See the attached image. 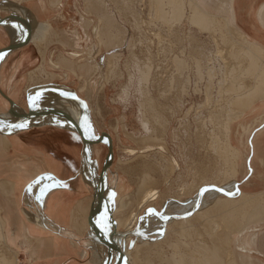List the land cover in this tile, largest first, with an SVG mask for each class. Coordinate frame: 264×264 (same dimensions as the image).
Wrapping results in <instances>:
<instances>
[{"label":"crops","instance_id":"crops-1","mask_svg":"<svg viewBox=\"0 0 264 264\" xmlns=\"http://www.w3.org/2000/svg\"><path fill=\"white\" fill-rule=\"evenodd\" d=\"M191 1L174 0V3L179 5V8L175 5L177 7L175 14L180 19V32H183L184 35L188 34L189 38L196 40L197 43L205 44L204 48L207 51L206 65L210 66L211 64L212 67L221 65L219 62H214L217 61L214 58V52L230 47L229 70L233 68V70L231 69L232 75H230H234L230 78V81L234 78L231 82L236 81V79L241 83H245L246 80L251 82L260 76L264 80V0ZM100 2V0H0V3L24 7L30 13L23 17L15 9L0 8V50L10 44L20 43L25 36V28L32 25L30 40L11 51L1 54L4 58L0 60V118L7 115L9 102L17 110L23 112H27L28 109L39 112L46 109L49 105L44 104L50 100V97L45 94L49 91L48 88L60 86L76 92L77 98L79 97L78 99L83 101L90 110L88 113L91 119L90 125L93 126L92 129L96 132L95 134L106 133L112 139L113 154L109 166V176L115 178V182L109 180L108 182L113 187L112 190L115 196L112 197L111 202L115 205L114 197L116 195H122V198L129 195L133 202H137L135 199L137 197V200L140 199L147 192V189H155L158 192L159 197L155 201L157 204L144 208L130 233L124 231L125 228L123 227L119 228V238L117 240L125 245L127 238H130L128 248L133 247L136 238L153 241L154 238L149 236L154 235L157 230L156 232L154 230L151 232L146 231L147 233L139 232V225L144 219L151 216L150 218L156 222L153 221V223L163 228L162 230L158 229L159 232H157L159 236H162L168 221L182 220L191 216L192 213L182 216V214H178L177 209L191 202L192 197L195 196L193 191L198 183L197 179H206V177L207 179L213 177L223 178L227 174L226 177L231 178L234 175V178L231 179H235L236 176L235 180L238 182L235 183V190L237 193L240 191L246 195H255L258 202L259 200L264 201V98L258 95L257 97L260 96V99L256 98L255 102L251 103L252 105H247L246 102L255 94V91H251L250 88L246 91L247 88H242L240 82H234L232 85L241 84L237 87L242 89V92L240 90L239 92L244 95H239L238 90L234 91L236 92L234 94L233 89L230 92L229 87L231 86L217 89L212 84V88L210 90L207 88L201 99L195 102L191 100L192 98L189 101H180L184 96L175 91L174 95L170 96V99L173 100H170V102L165 101L163 109L160 104L162 102L158 104L159 113L179 115L175 116L172 122H168L167 129L169 130L224 131L225 142L231 148L237 150L236 155L228 154L229 156L225 159L217 160L208 154L205 157H200L195 154L197 153L196 149L189 154V157H180L176 154L178 150L175 147L176 141L173 145V159L172 157H148V152L139 153L140 148H135L140 147L139 145L144 142L140 141L137 133L134 134L135 128H132L133 139L127 136L129 134V120L126 121L127 126L124 127L125 129L122 128V124H116L117 119L123 113L129 116V100L123 101L126 103L112 102L117 93H120L116 89V85H113L114 83L106 85V89H109V91L107 95H104L108 102L105 104L106 108L102 113V117L101 115L97 116L96 113L94 115L95 110L93 111L85 95L78 90L83 87L85 80L95 84L97 91H100L102 84L103 86L105 84L101 79L103 78V71H96L94 75L92 74L93 68L97 65L99 67L103 63L100 52L104 48L96 36L97 31L100 33L102 29L100 28L102 27L100 17H105L100 15V7L102 6ZM179 3H183L182 6ZM196 3L198 4L195 5ZM203 6L207 7L204 8ZM88 10L89 12H87ZM223 10H225V15L222 14ZM15 12L18 14H15ZM203 13L206 15V20ZM16 15H18V19ZM203 20L206 21L204 23L206 24L205 28H202L204 25ZM210 20L214 25L211 24ZM197 23L201 25V29ZM38 24L45 25V29L37 31ZM8 25L14 29V33L15 30L21 32L22 37L12 39ZM221 25L227 28L223 29ZM219 30L220 33L224 32L225 35L227 30L237 35L240 34L239 36L243 40L237 46L236 43L225 38V40H221L226 41L227 46L220 45L219 41L221 40L218 37L211 39L209 36L211 33H218ZM215 42L220 46L215 45ZM184 45L183 48H188L186 43ZM192 47L195 46L192 45L189 48ZM210 53L212 55L211 62ZM259 61L260 64H257ZM74 62L76 63L74 64ZM79 65L83 67H81L82 70L78 67ZM232 71L242 72L233 74ZM253 71L255 72L252 73ZM248 72L249 74H247ZM240 74H243V76ZM251 75L255 79H248L251 78ZM263 87L262 90L264 91ZM243 90L251 93L246 95ZM93 97L95 98V96ZM196 106L200 110L198 113L195 112ZM124 109L125 111H123ZM20 121L25 123L27 127L23 129L10 128L9 130L0 123V228L3 226L0 235L5 237V239L4 237L1 238L3 243L4 241L6 243L4 245L13 253L18 264H104L107 255L103 253L102 248V254H98V248L101 247V244L91 235L88 225V217L94 205V186L83 173L84 146L80 135L74 129L56 123L31 124L23 120ZM99 124L102 125V129L98 126ZM136 129H140V127ZM134 135L136 136L134 137ZM174 135L176 140V134ZM179 136L181 138V133ZM207 138L208 134H206ZM132 142L135 144H132ZM167 142L169 141L167 140ZM135 145H138V147ZM97 146L104 149V152H101V158L98 159L102 165L107 147L102 143L97 144ZM144 146V144L141 145V148ZM129 148L135 149L137 155L126 156L124 154L125 149ZM139 154L145 157L141 156V158ZM127 157L133 159L128 161ZM169 164H173V168ZM124 165L130 166L129 175L122 173L121 169L125 167ZM174 166L176 168L178 166V168L175 170ZM165 167L169 168L166 169ZM134 168L136 171H134ZM219 173L222 176H219ZM117 178L121 181L119 187L117 186L119 185ZM43 182H48L49 188L47 194L42 198V202L38 204L31 189L34 185ZM206 187L214 186L207 185ZM136 192L140 193L137 194ZM190 192L193 195L189 197L191 198L189 200L187 195ZM135 195L137 196L135 197ZM183 199L185 202H181ZM162 200H164L161 205L162 208H159ZM168 202L174 203L172 205L175 206L172 207L173 214L166 215L164 209L166 210ZM207 207H210V204ZM101 208L102 212L97 210L92 216L93 223L100 229L103 228L101 220L103 207ZM163 214L166 216L163 217ZM110 222L111 224L115 223L111 219ZM106 231L103 230L104 233ZM105 234L112 236L109 232Z\"/></svg>","mask_w":264,"mask_h":264},{"label":"bare ground","instance_id":"bare-ground-1","mask_svg":"<svg viewBox=\"0 0 264 264\" xmlns=\"http://www.w3.org/2000/svg\"><path fill=\"white\" fill-rule=\"evenodd\" d=\"M14 1V0H13ZM20 1V0H19ZM100 4L102 5L100 8H101V16H105V17H111L112 19L114 18V16L117 14V13H114L112 14L109 10V6H107V4L105 3L104 0H100ZM111 2V5L112 3H114V0L112 2V0H110ZM151 1V0H150ZM165 1V0H164ZM169 2L171 0H168ZM176 1V0H175ZM178 1V0H177ZM183 1V0H182ZM224 2V0H222ZM156 2H159V1H156ZM162 2V1H161ZM174 3V0L171 1ZM180 2V1H179ZM193 2V0L191 1ZM195 2V0H194ZM228 2V1H227ZM59 3V2H58ZM99 3V2H98ZM178 3V2H177ZM219 3V2H218ZM85 4V3H84ZM99 4V5H100ZM159 4V3H158ZM156 3V5H158ZM172 4V3H171ZM181 4V3H179ZM183 4V3H182ZM181 4V6H182ZM192 4V3H191ZM198 3H196L195 5H197ZM216 4V2H215ZM226 4V3H225ZM54 5H57V4H54ZM53 5V6H54ZM110 5V4H109ZM115 5V4H114ZM130 5V4H129ZM178 6L179 8V5L178 4H175ZM203 5V3H202ZM201 5V7H202ZM206 5V4H205ZM220 5V4H219ZM88 6V4H87ZM137 6V5H136ZM158 6H161V5H158ZM163 6V5H162ZM161 6V7H162ZM200 6V5H199ZM86 7V6H85ZM103 7V8H102ZM113 7V6H112ZM116 7V6H115ZM133 7V6H132ZM153 7V6H152ZM151 7V8H152ZM175 7V6H174ZM204 7V6H203ZM207 7V6H205ZM204 7V8H205ZM228 7V6H227ZM99 8V7H98ZM163 8V7H162ZM200 8V7H199ZM203 8V9H204ZM221 8V7H220ZM225 8H226V5H225ZM231 8V7H230ZM13 9V8H12ZM87 9V8H86ZM155 9V8H154ZM158 9V8H157ZM166 9H168V7H166ZM173 9V8H172ZM186 9V8H185ZM208 10V8H206ZM17 12H19L23 17L24 15H27V12L22 10V9H15ZM117 10V9H116ZM145 10V9H144ZM171 10V9H170ZM206 10V11H207ZM214 10V9H213ZM228 10V9H227ZM230 10V9H229ZM11 11V10H10ZM86 11V10H85ZM151 11V10H150ZM149 11V12H150ZM155 11V10H154ZM153 11V12H154ZM163 11V10H162ZM161 11V12H162ZM187 11V10H186ZM200 11V10H199ZM202 11V10H201ZM219 11V9H218ZM222 11V10H221ZM220 11V12H221ZM225 10H223V15H225L224 12ZM15 12V14L17 13ZM89 12V10L87 11ZM151 12V13H153ZM209 12V11H208ZM214 12V11H213ZM219 12V13H220ZM227 12V11H226ZM231 12V11H229ZM156 13V12H155ZM172 13V12H171ZM212 13V12H211ZM216 13V12H215ZM18 14V13H17ZM90 14V13H89ZM92 14V13H91ZM149 14V13H148ZM157 14V13H156ZM163 14V13H162ZM13 15V13H12ZM168 15V14H166ZM176 15V14H175ZM204 15V13H203ZM18 15H16V18H17ZM165 16V15H164ZM163 16V18H164ZM174 16V15H173ZM191 16V15H189ZM206 15H204L205 17ZM139 17V16H138ZM152 17V16H151ZM159 17V16H158ZM177 17V15H176ZM182 17V16H181ZM203 17V18H204ZM217 17V16H216ZM28 18V16H27ZM102 19V17H100ZM140 18V17H139ZM202 18V19H203ZM208 18V17H207ZM210 18V17H209ZM212 18V16H211ZM210 18V19H211ZM18 19V18H17ZM83 21L84 18H82ZM170 19V18H169ZM216 19V18H215ZM221 19V18H220ZM98 20V19H97ZM168 20V19H166ZM174 20V18H173ZM184 20V19H183ZM193 20V19H192ZM205 20H206V17H205ZM213 20V18H212ZM13 21V20H12ZM21 21V19H20ZM115 21V20H114ZM204 21V20H203ZM214 21V20H213ZM222 21V20H221ZM18 22V21H16ZM116 22V21H115ZM135 22V21H134ZM144 22V21H143ZM180 22V21H179ZM190 22V21H189ZM206 21L203 22V24L205 23ZM209 22V21H208ZM208 22H207V26H208ZM210 22H212L210 20ZM209 22V23H210ZM220 22V20H219ZM217 21V23H219ZM226 22V21H225ZM87 23V22H86ZM138 23V22H137ZM142 23V22H141ZM175 23V22H174ZM194 23V22H193ZM196 23V22H195ZM199 23V22H198ZM197 25L199 26V28L201 27V23H199ZM222 23H224V21H222ZM228 23V22H227ZM226 23V24H227ZM97 24V23H96ZM140 24V23H139ZM179 24V23H178ZM213 24V22L211 23ZM216 24V22H215ZM225 24V25H226ZM33 25H35V23H33ZM84 25V24H83ZM193 25V24H192ZM206 24H204L202 26V28H205ZM214 25V24H213ZM217 25V24H216ZM224 25V24H223ZM223 25H221L223 27V29L225 28ZM229 25V23H228ZM227 25V26H228ZM9 26V25H8ZM32 26V25H31ZM36 26V25H35ZM112 26L113 24H111L110 21L107 22V25L106 27L108 29L105 28L104 29H101V35L104 36V37H107V39H104L107 43H106V49L109 50L113 48H115V45L116 42H118V40L116 39H119V43H120V40H122V36H119L121 35L120 34V31L119 32H115L112 29ZM152 26V25H151ZM173 26V25H172ZM171 26V27H172ZM188 26V24H187ZM196 26V25H194ZM220 26V27H221ZM10 27V26H9ZM117 27V26H116ZM129 27V26H128ZM138 27V26H136ZM219 27V25H218ZM229 27V26H228ZM175 28V27H174ZM198 28V27H196ZM227 28V27H226ZM225 28V29H226ZM9 31H10V36L12 39H16V38H20L22 37L21 35V32L19 33V31L15 30V33H14V29H12L11 27L8 28ZM45 29V25H40L38 24V27H37V31L38 30H44ZM118 29V27H117ZM179 29V28H178ZM184 29V28H183ZM191 29V28H190ZM201 29V28H200ZM208 29L210 30V28L208 27ZM213 29V27H212ZM220 29V28H219ZM222 29V30H223ZM229 29V28H228ZM123 30V29H122ZM136 30V29H135ZM159 30V29H158ZM170 30V28H169ZM196 30V29H195ZM199 30V29H198ZM36 31V32H37ZM174 31V30H173ZM232 31V30H231ZM27 33V28H25V31H24V34L26 35ZM98 33V31H97ZM122 33V32H121ZM146 33V31H145ZM164 33V31H163ZM183 33V32H182ZM219 33H220V30H219ZM227 33H230V30L228 31L227 30ZM119 34V35H118ZM161 34H162V31H161ZM223 34V33H222ZM222 34H221V38H222ZM225 34V33H224ZM118 35V37H117ZM157 35V34H156ZM188 35V34H187ZM240 35V34H239ZM86 36V35H85ZM124 36V35H123ZM154 36V34H153ZM152 36V37H153ZM172 36V35H171ZM218 36V35H217ZM224 36V35H223ZM38 37V36H36ZM187 37V36H186ZM39 38V37H38ZM37 38V39H38ZM122 38V39H121ZM233 38V36H232ZM172 39V38H171ZM176 39V38H175ZM189 39V38H188ZM224 39V37H223ZM235 39V38H234ZM239 39V38H238ZM237 39V41H238ZM30 40V39H29ZM100 40V39H99ZM221 40V39H219ZM225 40V39H224ZM232 40V39H231ZM243 40V39H242ZM213 41V40H212ZM222 41V40H221ZM241 41V39H240ZM123 42V41H122ZM149 42V41H148ZM173 42V41H172ZM231 42V41H230ZM239 42V41H238ZM246 42V41H245ZM70 43V42H69ZM118 43V44H119ZM128 43V42H127ZM179 43V42H178ZM181 43V42H180ZM229 43V42H228ZM236 43V42H235ZM240 43V42H239ZM237 44V43H236ZM235 44V46H236ZM182 45V43H181ZM189 45V44H187ZM193 45V44H191ZM227 45V44H225ZM224 45V46H225ZM240 45V44H239ZM103 46V45H102ZM122 45H119V46H116L117 48L120 47ZM127 46V45H126ZM134 46V45H133ZM168 46V45H166ZM238 46V44H237ZM242 46V45H241ZM251 46V45H250ZM66 47V46H65ZM150 47V46H149ZM176 47V46H175ZM182 48V46H180ZM188 47V46H187ZM229 47V46H228ZM189 48V47H188ZM193 48V47H192ZM191 48V49H192ZM241 48V47H240ZM128 49V48H127ZM141 49V48H140ZM176 49H178L176 47ZM230 49V47L228 48ZM247 49V48H245ZM145 50V49H144ZM213 50V49H212ZM231 50V49H230ZM242 50V49H240ZM244 50V49H243ZM249 50V49H248ZM75 51V50H74ZM111 51V50H110ZM156 51V50H155ZM182 51V50H181ZM189 51V50H188ZM187 51V52H188ZM210 51V50H209ZM247 51V50H246ZM245 51V52H246ZM250 51V50H249ZM252 51V50H251ZM260 51V50H259ZM192 52V51H191ZM190 52V53H191ZM206 52V51H205ZM244 52V53H245ZM248 52V51H247ZM254 52V51H253ZM169 53V52H168ZM180 53V52H179ZM182 53V52H181ZM199 53V52H198ZM215 53V52H214ZM222 53V51H221ZM230 53V52H229ZM243 53V52H241ZM110 54V53H109ZM160 54V53H159ZM184 54V52H183ZM182 54V56H183ZM189 54V53H187ZM200 54V53H199ZM219 54V53H218ZM74 55V54H73ZM77 55V54H76ZM80 55V54H78ZM201 55V54H200ZM210 55V54H209ZM234 55V54H233ZM247 55V54H246ZM96 56V55H95ZM114 57H116V54H111V55H106L103 57V63L99 66V67H95L93 68L94 70H92V74L94 75V73L96 71H107L108 73H112V71L114 70V63L112 62L113 59H115ZM120 57V56H119ZM178 57V56H176ZM188 57V56H187ZM191 59L193 58L192 55L190 56ZM207 57V56H206ZM215 57V56H214ZM223 57V56H222ZM235 57V56H234ZM249 57V56H248ZM252 57V56H251ZM257 57V55H256ZM262 57V56H260ZM81 58V57H80ZM78 58V59H80ZM117 58V57H116ZM202 57H200L201 59ZM246 58V57H245ZM263 58V57H262ZM152 59V58H151ZM186 59V58H185ZM184 59V60H185ZM211 59V58H210ZM250 59V58H249ZM254 59V58H253ZM81 60V59H80ZM149 60V59H148ZM171 60V59H170ZM196 60V59H195ZM212 60V59H211ZM237 60V59H236ZM239 60V59H238ZM242 60V59H241ZM256 60V59H255ZM254 60V61H255ZM263 60V59H261ZM101 61V60H100ZM141 61V60H140ZM175 61H176V58H175ZM181 61V60H180ZM203 61V60H202ZM214 61V60H213ZM221 61V60H220ZM264 61V60H263ZM68 62V61H67ZM66 62V63H67ZM163 62V61H162ZM195 62V61H194ZM205 62V61H204ZM214 62H217L216 60ZM240 62V61H239ZM243 62V61H242ZM258 62V61H257ZM72 63V62H71ZM71 63L69 64L71 66ZM76 62H74L75 64ZM101 63V62H100ZM173 63V62H172ZM176 63V62H175ZM174 63V64H175ZM183 63V62H182ZM196 63V62H195ZM200 63V62H198ZM202 63V62H201ZM200 63V65H201ZM210 63V62H209ZM54 64V63H53ZM189 64V63H188ZM215 64V63H214ZM256 64V63H255ZM257 64H260V61L259 63ZM143 65V64H142ZM211 65V64H210ZM220 65V64H219ZM245 65V64H244ZM88 66V65H87ZM116 66V65H115ZM157 66V65H156ZM163 66V65H162ZM171 66V65H170ZM199 66V65H198ZM197 66V68H198ZM203 66V65H202ZM206 66V65H205ZM217 66V65H216ZM80 69L82 66H78ZM77 67V68H78ZM89 67V66H88ZM93 67V66H92ZM117 67V66H116ZM222 67V66H221ZM246 67V66H245ZM71 68V67H70ZM83 68V67H82ZM184 68V67H183ZM200 68V67H199ZM202 68V67H201ZM204 68V67H203ZM249 68V67H248ZM251 68V67H250ZM249 68V69H250ZM257 68V67H255ZM90 69V67H89ZM123 69V68H122ZM134 69V68H133ZM150 69V68H148ZM147 69V70H148ZM164 69V68H163ZM194 69V68H193ZM231 69L233 70V68H230V70H228L229 72H227L228 76L226 77H233L231 76ZM252 69V68H251ZM82 70V69H81ZM156 70V69H155ZM159 70V69H158ZM165 70V69H164ZM171 70V69H169ZM182 70V69H181ZM204 70V69H202ZM227 70V69H226ZM236 70V69H235ZM75 71V70H74ZM86 71V70H85ZM116 71V70H115ZM135 71V69H134ZM197 71V70H196ZM209 71V70H207ZM222 71V70H221ZM70 72V71H69ZM72 72H73V69H72ZM114 72V71H113ZM164 72V71H162ZM177 72V71H176ZM219 72V71H217ZM224 72V71H223ZM242 72V71H241ZM240 71L237 72V73H241ZM251 72V71H249ZM249 72L247 74H249ZM255 71H253L252 73H254ZM86 73V72H85ZM89 73H90V70H89ZM117 73V72H115ZM145 73V72H144ZM201 73V72H200ZM215 73V72H214ZM221 73V72H220ZM233 74H237L235 71L233 72ZM60 74V73H59ZM88 74V72H87ZM86 74V75H87ZM163 74V73H162ZM231 74V75H230ZM258 74V73H257ZM256 74V75H257ZM92 75V76H93ZM115 75V74H114ZM143 75V74H142ZM148 75L145 74V76ZM153 75V74H152ZM171 75V74H170ZM184 75V74H183ZM201 75V74H200ZM208 75V74H207ZM222 75V74H221ZM243 76V74H240ZM239 75V76H240ZM245 75V74H244ZM255 75V74H254ZM67 76V74H66ZM103 76V75H102ZM109 76V74H108ZM112 76V75H110ZM139 76V75H138ZM163 76V75H162ZM199 76V74H198ZM210 76V75H209ZM250 76V75H248ZM204 77V76H203ZM214 77V76H213ZM241 77V76H240ZM247 77V76H246ZM257 77V76H256ZM90 78V77H89ZM133 78V77H132ZM142 78H144L142 76ZM145 78H148V77H145ZM152 78V77H151ZM169 78V77H168ZM198 78V77H197ZM202 78V77H201ZM210 78V77H209ZM228 78V79H230ZM239 78V77H237ZM255 79V77H253L251 75V78H248V79ZM86 79V78H85ZM103 79V78H101ZM119 80V78H117ZM116 79V80H117ZM141 79V78H140ZM138 79V80H140ZM150 79V78H149ZM200 79V78H199ZM227 79V80H228ZM243 79V78H242ZM104 80V79H103ZM127 80V79H126ZM143 80V79H142ZM174 80V79H173ZM178 80V79H177ZM183 80V79H182ZM189 80V79H188ZM201 80V79H200ZM209 80V79H207ZM212 80V79H211ZM224 80V79H223ZM226 80V81H227ZM234 78L231 80L233 81ZM74 81V80H73ZM80 81V80H79ZM86 81V80H85ZM83 83V87H80V90H78L80 93H83V95H85V97L87 98V100L89 101L88 103L91 104V107L93 109V111L95 110L94 114L96 113L97 116L98 115H101L102 117V113H103V109H102V105L101 102L103 101V96H102V91H106V85H110V80L106 79V81L104 82V86L102 84V88H100V90L102 91H97L98 89H96V86L95 84L93 83H90L88 81H86ZM213 81V80H212ZM230 81V80H229ZM115 82V81H113ZM148 82V81H147ZM152 82V81H151ZM160 82V81H159ZM228 82V81H227ZM235 83L237 82H240L241 81H238L236 79V81H234ZM233 82V83H234ZM246 82H248L246 80ZM245 82V83H246ZM250 82V80H249ZM112 83V82H111ZM129 83V82H128ZM127 82L125 84H128ZM141 83V81H140ZM180 83V82H179ZM219 83V81L217 82ZM224 83V82H223ZM243 82L242 84V88H247L245 89L246 91L250 88L251 91H255V94L254 92H252V94H254L250 100L248 99V101L246 102L247 105H252L251 103L255 100L256 98H259L257 97L258 95H261L262 98L263 97V93L264 91L262 90V86H264V80L262 78V76L258 77L256 80L254 81H251L246 87H244V84ZM115 84V83H114ZM113 84V85H114ZM138 84V83H137ZM146 84V83H145ZM148 84V83H147ZM153 84V83H152ZM221 84V83H220ZM225 84H229V83H225ZM241 84H234V86L229 84V87L230 88V92L231 90L233 91V94L236 93L234 91H237L239 92V90L242 92V89L240 87H237V85H241ZM112 85V84H111ZM186 85V84H185ZM202 85V84H201ZM209 85H211L209 83ZM208 85V86H209ZM157 86V85H156ZM189 86V85H188ZM108 87V86H107ZM113 87V86H112ZM125 87V88H124ZM128 85L127 86H120V93H117V95L113 98L112 102H122V103H126V102H123L125 100H130L129 99V93L130 91H128ZM141 87H142V84H141ZM140 87V88H141ZM148 87V86H147ZM170 87V86H169ZM168 87V88H169ZM218 87V86H217ZM221 87V85H220ZM252 87V88H251ZM132 88V87H131ZM139 88V87H138ZM137 88V89H138ZM172 88V87H171ZM183 90H184V87L182 86ZM150 89V88H149ZM153 89V88H152ZM225 89V88H224ZM264 89V87H263ZM49 91H47V93H45L46 95H48V97H50V100H48V103L44 104V105H49L47 108L48 109H60L62 111H65L66 113H69L71 114V116H73L76 120H79L83 130H84V133H85V137L87 139V141H89L87 143V145L84 147V160H85V163H84V166H83V173L84 175L86 176V178L88 179V181L93 185V186H97L98 184L101 183L100 179H99V173H96L95 170H96V167H98V164H99V161H98V151H93L92 150V147H94L96 144H92L91 141H93L98 135L95 134L96 132H94V129H92L93 126H91V119L89 118V115L88 113L90 112L89 108L87 105H85L83 103V101L79 100L76 96V92L73 91V90H69L68 88L66 87H60V86H54V87H51V88H48ZM144 90V88H143ZM142 90V92H143ZM145 90H148L147 88ZM144 90V92L146 93V91ZM151 90V89H150ZM164 90V89H163ZM172 90V89H171ZM210 90V89H209ZM208 90V91H209ZM243 90V92L245 91ZM34 91V90H33ZM128 91V92H127ZM207 91V92H208ZM245 91V92H246ZM263 91V92H262ZM28 92V91H27ZM31 92V91H30ZM37 92V91H36ZM135 92V91H134ZM165 92V91H164ZM139 93V92H138ZM251 92H246V95L250 94ZM79 94V93H78ZM77 94V95H78ZM209 94V93H208ZM238 94V93H237ZM236 94V95H237ZM82 95V94H81ZM136 95V94H135ZM148 94H146L147 96ZM182 95V94H181ZM187 95V94H186ZM197 95V94H196ZM212 95V93H211ZM239 95H244L243 93L240 94L239 92ZM245 95V96H246ZM95 96V98L93 97ZM132 96V95H131ZM151 96V95H150ZM224 96V95H223ZM210 97V96H209ZM208 97V98H209ZM213 97V96H212ZM218 97V96H217ZM221 97V96H220ZM106 98V97H105ZM140 98V97H139ZM160 98V97H159ZM158 98V99H159ZM207 98V97H206ZM244 98V96H243ZM141 102L139 105H140V108H138L139 110V114H141V119L138 120L139 121V124H140V128H142V130L145 132V133H148V135L146 136L147 138L151 139V142L153 140H157V136L155 139V137L152 139L153 135H151L150 133L154 130V126L152 124L155 125V123L158 125V122L159 120L162 119L161 117V113L163 112H158L159 111V108L157 110H151L148 109V107H152V106H149V99L144 98L143 97V100H142V96H141ZM147 99V101H146ZM225 99V98H224ZM230 99V98H229ZM260 99V98H259ZM210 100V99H209ZM263 100V99H261ZM85 101V100H84ZM111 101V100H110ZM178 101V100H177ZM181 101V100H180ZM224 101V100H223ZM222 101V102H223ZM229 101V100H228ZM129 102V101H128ZM140 102V101H138ZM153 102V101H152ZM225 102V101H224ZM223 102V103H224ZM227 102V101H226ZM211 103V101H210ZM244 103V102H243ZM148 104V105H147ZM157 104V103H156ZM181 104V103H180ZM179 104V105H180ZM183 104V103H182ZM212 104V103H211ZM116 105V104H115ZM119 105V103H118ZM127 105V104H125ZM153 105V103H152ZM207 105V104H206ZM226 105V104H225ZM233 106V104H231ZM137 106H138V103H137ZM105 107V105H104ZM123 107V106H122ZM125 107V106H124ZM139 107V106H138ZM212 107V106H211ZM224 107V106H223ZM46 108V107H45ZM157 108V107H156ZM210 108V107H209ZM208 108V109H209ZM228 108V107H227ZM232 108V107H230ZM236 108V107H235ZM253 108V107H252ZM171 109V108H170ZM181 109V108H180ZM213 109V108H212ZM234 109V108H233ZM243 109V108H242ZM38 110V109H37ZM207 110V109H206ZM237 110V109H235ZM234 110V111H235ZM125 111V109L123 110ZM214 111V110H213ZM212 111V112H213ZM225 111V110H224ZM239 111V110H238ZM236 111V112H238ZM25 112V111H24ZM92 112V111H91ZM137 112V111H136ZM178 113V112H177ZM202 113V112H201ZM234 113V112H233ZM239 113V112H238ZM125 113H123L122 115H120V117L117 119V125L118 124H122V128H124L125 126H127V119L129 120V117L124 115ZM138 114V115H139ZM92 115V114H91ZM128 115V114H127ZM164 115V114H163ZM162 115V116H163ZM206 115V114H205ZM230 116V115H229ZM240 116V115H239ZM173 117V116H172ZM201 117V116H199ZM2 118V119H1ZM0 118V123L2 124L3 127L5 128H8L10 130V128H16V127H13L14 125L16 124H20V120L16 119V118H13L12 116H3ZM137 118V117H136ZM206 118V117H205ZM240 118V117H238ZM203 119V118H202ZM136 120V119H135ZM137 120H136V123H137ZM193 120V119H192ZM210 120V119H209ZM219 120V119H218ZM24 121V120H23ZM42 123H56L60 126H64V127H67V128H72V124L70 123L69 120L65 119V118H61L60 116H55V117H51V116H46L45 118H43L42 120ZM116 121V120H115ZM198 121V120H197ZM196 121V122H197ZM203 121V120H202ZM183 122V121H181ZM232 122V121H231ZM23 123V122H21ZM100 123V122H99ZM179 123V122H178ZM211 123V122H210ZM217 123V122H216ZM168 124V123H166ZM188 124V122H187ZM197 124V123H196ZM212 124V123H211ZM160 125V124H159ZM222 125V124H221ZM225 125V124H224ZM206 126V125H205ZM209 126V125H208ZM219 126V125H218ZM101 127V126H100ZM116 127V126H115ZM166 127V126H165ZM183 127V126H182ZM203 127V126H202ZM125 129V128H124ZM119 130V129H118ZM130 130V129H129ZM128 130V131H129ZM141 130V129H140ZM127 131V130H126ZM125 131V132H126ZM131 131V130H130ZM244 131V130H243ZM118 132V131H117ZM116 132V133H117ZM223 132V131H222ZM235 132V131H234ZM119 133V132H118ZM136 133V132H135ZM134 133V134H135ZM140 133V132H139ZM143 133V132H141ZM226 133V132H225ZM106 134V133H105ZM115 134V133H114ZM138 134V133H137ZM153 134V133H152ZM217 134V132H216ZM215 134V135H216ZM220 134V133H218ZM100 135V134H99ZM140 135V134H139ZM138 135V136H139ZM221 135V134H220ZM89 136H92L93 138L89 139ZM118 136V135H117ZM116 136V137H117ZM127 136L129 138L133 137L132 133L129 132V134H127ZM136 135H134L135 137ZM150 136V137H149ZM236 136V135H235ZM120 137V136H119ZM204 137V136H203ZM201 138V137H200ZM206 138V137H205ZM212 138V137H211ZM208 139V138H207ZM111 140V145H112V153H113V143H112V139L110 138ZM119 140V139H118ZM226 140V139H224ZM163 141V140H162ZM216 141V140H215ZM221 141V140H220ZM223 141V140H222ZM241 141V140H240ZM118 142V141H117ZM135 142V141H134ZM142 142V141H141ZM148 142V141H147ZM146 142V143H147ZM150 142V141H149ZM150 142V144H151ZM254 142V141H253ZM252 142V143H253ZM137 143V142H136ZM144 142L143 144H145V146L143 148H141V145L143 144H140L138 147V145L136 147L138 148H135V149H139L140 148V152L139 153H146V152H149L148 149H151V145L154 144L152 142L151 145L147 144ZM156 143V142H155ZM160 143V142H159ZM159 143L157 145H159ZM212 143L214 144L213 145V150H211L212 152H216L218 153L219 155L223 156L224 152L222 150V144H220V142H218V138H217V143L213 142L212 140ZM211 143V144H212ZM255 143V142H254ZM97 144H100V143H97ZM102 144L105 145L106 147V140H103ZM132 144H135L132 142ZM161 144V143H160ZM202 144V143H201ZM225 144V150H227V152L229 153V155H236L237 153V150L231 148L226 142H224ZM251 144V143H250ZM163 145V144H162ZM196 145V144H195ZM222 145V146H221ZM232 145V144H231ZM160 146V145H159ZM203 146V145H202ZM212 146V145H210ZM153 147H155L153 145ZM158 147V146H157ZM162 148V146H160ZM248 147V146H247ZM255 147V146H254ZM156 148V147H155ZM154 148V149H155ZM159 148V147H158ZM156 148V149H158ZM159 148V149H161ZM256 148V147H255ZM102 149V148H101ZM135 149H132V148H129V149H125V152L124 154L126 156H131V155H134L136 154V150ZM153 149V148H152ZM158 149V150H159ZM153 151V150H152ZM161 151V150H160ZM101 151H99L100 153ZM157 152V151H156ZM227 152L225 154H227ZM138 153V152H137ZM160 153V152H158ZM166 153V151H165ZM212 153V155L214 154ZM215 153V154H216ZM137 155V154H136ZM135 155V156H136ZM140 156V154H139ZM143 156V155H141ZM140 156V157H141ZM220 156V157H221ZM225 156V155H224ZM223 156V157H224ZM227 156V155H226ZM127 157V158H128ZM145 157V156H143ZM159 157V156H158ZM215 157V156H214ZM125 158V157H124ZM126 158V159H127ZM134 158V156H133ZM132 158V159H133ZM142 158V157H141ZM155 158V157H154ZM163 158V157H162ZM231 158V157H230ZM233 158V157H232ZM129 159L131 158H128V161ZM131 159V160H132ZM144 159V158H143ZM173 159V157H172ZM171 159V160H172ZM222 159V158H221ZM225 159V157L223 158ZM234 159V158H233ZM124 160V159H123ZM135 160V159H134ZM210 160V159H208ZM207 160V161H208ZM119 161V160H118ZM117 161V162H118ZM127 161V162H128ZM175 161V160H174ZM233 161V160H232ZM247 161V160H246ZM116 162V164H118ZM121 162V161H120ZM146 162V161H145ZM156 162V161H155ZM171 162V161H170ZM173 162V160H172ZM122 163V162H121ZM120 163V164H121ZM125 163V162H124ZM130 163V162H129ZM208 163V162H207ZM111 164V163H110ZM150 164V163H149ZM174 164H176L174 162ZM227 164V163H226ZM100 165V164H99ZM142 165V164H141ZM171 164H169L170 166ZM173 165V164H172ZM171 165V166H172ZM110 166V165H109ZM116 166V165H115ZM125 166V165H124ZM145 166V165H144ZM158 166V165H157ZM162 166V164H161ZM214 166V165H213ZM264 166V165H263ZM118 167V166H117ZM129 165L125 166L123 169H121L122 173L125 175V173H127L129 175ZM133 167V166H132ZM160 167V166H159ZM164 167V166H163ZM175 170L178 168H176V166H174ZM237 167V166H236ZM239 167V166H238ZM111 168V167H110ZM121 168V167H120ZM141 168V167H140ZM166 168V167H165ZM169 168V167H168ZM166 168V169H168ZM173 168V166H172ZM172 169V170H174ZM207 169V168H206ZM205 169V170H206ZM210 169V168H209ZM218 169V168H217ZM60 170V169H59ZM131 170V169H130ZM138 170V169H137ZM165 170V169H164ZM171 170V169H170ZM174 170V171H175ZM117 171V170H116ZM120 171V172H121ZM134 171L135 168H134ZM134 171H132L134 173ZM147 171V169H146ZM156 171V170H155ZM160 171V170H159ZM223 171V170H222ZM241 171V170H240ZM214 172V170H213ZM138 173V172H137ZM153 173V172H152ZM166 173V172H165ZM170 173V172H169ZM172 173V172H171ZM226 173V172H225ZM261 173V172H260ZM109 174V167H108V170L106 171V182H107V176ZM215 174V173H213ZM255 174V173H254ZM116 175V174H115ZM149 175V174H148ZM165 175V174H164ZM225 175V174H224ZM228 175V174H227ZM226 175V176H227ZM119 176V175H118ZM219 176H222V174L220 175L219 173ZM223 177V178H220V177H213V178H209L206 179L205 178H202L200 179V183L196 181V188L193 192H196L194 195V197L189 198V200L191 199V202L189 204H187L186 206H183V207H180V211H178L179 209H177V212L178 214H182V216H186L187 214H190L192 213L191 216L185 218V219H182V220H177V221H168L166 226H165V229H164V233L162 236H160L161 238H158L157 240H151V241H145V240H141V239H138L137 242L134 244V249L133 251H128L125 247H123V245L121 243H119V241L117 240L119 238V228L121 227H124L125 225L127 226L126 229H124V231L126 230L127 232L130 233L131 231V227L136 223L137 221V218L139 217L138 215L139 214V210L145 208V206H149L148 204H150L151 206L153 205V203L155 201H157L156 199L159 197L158 196V192L155 190V189H147L146 193L143 195V192H142V197L140 199L137 200V198L135 199L137 202H133L132 199L129 198V195L127 196H117L116 195V200H114L115 202V205L111 202L112 201V197H113V190H112V186L111 185H108L107 183V186L106 185H101V188L99 189V193L101 195H104L106 194V200L104 202V204L102 205L103 207V214H102V230H105L106 231V228L108 229L106 232H109V234H111L112 236V239L116 242V244L118 245L119 249L122 251V254L124 255V264H264V252H261L259 249H258V240L260 239V237L264 234V201H260L259 202L257 201V199L255 198V195H246L244 194L243 192H240L237 193L236 190H235V183H237L238 181H236V176H235V179H231L234 175H232V177ZM145 177V176H144ZM171 177V176H170ZM121 178V177H120ZM129 178V177H128ZM146 178V177H145ZM234 178V177H233ZM118 179V178H117ZM147 179V178H146ZM166 179V178H165ZM222 179V180H221ZM115 180V179H114ZM157 181V180H156ZM20 182V181H19ZM117 182V181H116ZM120 182L119 179H118V183L119 185H117L118 187L120 186ZM150 182V181H149ZM49 183H40V184H36L32 187V193L35 195L36 199H37V202L38 204L42 202V198L47 194V190L49 188ZM207 185H212L214 187H206ZM5 187V186H4ZM55 188V186H53ZM52 187V188H53ZM123 187V186H121ZM239 187V186H238ZM51 188V187H50ZM137 188V187H136ZM207 188L208 191L207 192H204L203 190ZM217 189H219L220 191H217ZM123 190V189H122ZM139 190V188H138ZM149 190V191H148ZM199 191V192H198ZM122 193V192H121ZM129 193V192H128ZM137 194L140 193V192H136ZM191 193V192H190ZM227 193H230V195H228ZM246 193V192H245ZM133 195V194H132ZM192 195V194H191ZM190 195V196H191ZM260 195V194H259ZM115 196V195H114ZM137 195H135L136 197ZM261 196V195H260ZM235 197V198H234ZM263 197V195H262ZM115 198V197H114ZM134 198V197H133ZM241 199H244V200H241ZM160 200V198H159ZM174 200V199H173ZM240 200L242 201V203L240 202ZM163 201V200H162ZM161 201V203L159 204L160 207L161 205L163 204V202ZM241 203V205L239 204V202ZM180 202V201H179ZM187 202V201H186ZM156 203V202H155ZM258 203V204H257ZM261 203V204H260ZM129 204H135L136 207L133 208V210H130V206ZM157 204V203H156ZM174 203H169L168 202V205H166V210L164 209L165 211V214L168 215V214H173L172 212L174 211L172 209L173 206L175 205H172ZM210 204V207H207L209 206ZM257 205V206H256ZM104 207H105V210H104ZM164 207V206H163ZM157 208V207H156ZM162 208V207H161ZM177 208V206H176ZM102 209V208H101ZM132 209V208H131ZM101 211V210H100ZM130 211V212H129ZM3 212V211H2ZM24 212V211H23ZM102 212V211H101ZM162 213V212H161ZM175 213V212H174ZM164 215V214H163ZM166 215H164L163 217H165ZM101 216V215H99ZM177 216V215H175ZM181 216V215H180ZM151 217V216H150ZM148 218V219H144L143 221H141L140 225H139V232H151L154 230V232H157L159 231L158 229L162 230L163 228L160 227L159 225H155L153 223L154 219L152 218ZM213 217H215L216 220H222L224 222V226H229L232 230H233V233H234V237L231 238V240H229L228 238H220V237H216V236H213L215 234H213L212 231L210 232H198V230L200 231L201 229H198L196 230V225L199 224L200 220H203V222H207L209 218L212 219V221H208L209 224L212 223L214 224V226L217 225V223L219 224V222H215L213 221ZM2 219V218H1ZM110 219L112 220V222L114 224H111L110 222ZM240 219V221L238 220ZM170 220V219H169ZM155 222V221H154ZM4 223V222H3ZM98 223V222H97ZM156 223V222H155ZM198 223V224H197ZM40 224V223H39ZM116 224V225H115ZM163 224V223H162ZM216 224V225H215ZM221 224V223H220ZM2 225V224H1ZM129 225H131L129 227ZM154 225V226H152ZM2 227L0 228V231H2ZM106 227V228H104ZM109 227V228H108ZM199 228V227H198ZM208 228V227H207ZM203 229V228H202ZM203 231V230H202ZM205 231V230H204ZM208 231V230H207ZM105 232V233H106ZM156 232V233H157ZM1 233V232H0ZM147 233V232H146ZM155 235H151L150 238H155V236H158L159 234H156ZM161 233V232H160ZM219 233V232H218ZM151 234V233H150ZM193 234V236H199V239H193V240H189L186 241V243H183L181 244L180 241H179V238L181 237V235L183 236H191ZM206 234V235H205ZM223 234V233H222ZM3 236V235H2ZM109 236V235H108ZM187 236V237H188ZM192 236V237H193ZM207 236V237H206ZM1 237V235H0ZM4 237V236H3ZM3 237H1L3 239ZM121 237V236H120ZM123 237V236H122ZM5 239V237H4ZM186 239V238H185ZM1 240V239H0ZM97 240V239H96ZM98 241V240H97ZM231 241V242H230ZM226 242H228L227 244H225ZM2 243H3V240H2ZM5 243V241H4ZM3 243V246L4 248L6 247V243L4 245ZM28 244V243H27ZM100 244V243H99ZM231 245V246H230ZM97 247V246H96ZM95 247V248H96ZM8 248V247H6ZM5 248V250H6ZM101 248L103 250V253H107L106 252V248L101 245L99 249V253L98 254H102L101 253ZM169 249V253H166L165 255V252H164V249ZM165 249V250H166ZM227 249H229V254L232 255V259L230 258V260H227V257H230L227 256L226 259L225 257L223 256L224 255V252L227 251ZM9 251V250H7ZM98 252V251H97ZM10 253L12 254L15 262H16V259H15V256L13 255V253L10 251ZM7 255V254H6ZM99 258H101L100 256H98ZM2 258V259H1ZM7 258V257H6ZM13 261L11 259H3V257L0 255V264H12Z\"/></svg>","mask_w":264,"mask_h":264},{"label":"rangeland","instance_id":"rangeland-1","mask_svg":"<svg viewBox=\"0 0 264 264\" xmlns=\"http://www.w3.org/2000/svg\"><path fill=\"white\" fill-rule=\"evenodd\" d=\"M104 1L107 4V6H109V8H110L109 11L110 12L112 11L111 12L112 14H114V13H117V14L114 16L113 19L111 17H103L102 23H101L102 27H100V28H102L104 30H105V28L108 29L106 27V25H107V22L110 21L111 24H113L111 30H113L115 32L116 31L119 32L121 30L120 31L121 35H119V34L118 35L122 36L123 39L121 38L122 40H120V43H119V39H116V40H118V42H116L117 45H115V48H113V50L109 48V50H108V49H106V43L107 42L104 40V39H107V37L102 36L101 32L96 34L97 39L98 40L100 39L99 41L101 42V44L103 45L102 47L104 48L100 52V55L102 56V58L105 56V54L106 55L116 54V57H117V58L114 57L115 59H113V61H112L117 66L116 67L114 65V70H113L114 72L112 71V73H108L107 71H103L102 72L103 79L105 81H106V79L110 80L109 84H111V82L115 83L114 85H116V89L119 91H120V86H123V85L129 86L128 91H130V92L127 91L129 93V99H130L129 100V116L128 117H129V129L131 131L129 130V132L132 133V128H135L134 133L135 132L138 133L137 135L140 134L139 135L140 141L145 142V143L148 141L146 143V145L147 144L151 145L152 142L154 143L151 145L153 149L152 148L148 149V150H150V152L147 153L148 154L147 156L148 157H158V156L159 157H173L174 156L173 155V153H174L173 152L174 151L173 145H174L175 141H176L175 147H176V149H178L176 154L180 157H189V154L191 152H193L195 149L197 150V153H195V154L199 155L200 157L201 156L205 157L208 154L211 157L215 156L214 157L215 159L220 160L221 158L223 159L224 157L229 156L228 155L229 153L227 152V150H225V144H224L225 140H224V136H223L224 131L223 132L219 131V130L205 131V130H200V129H196V130H192V131H190V130H181V131L180 130H176V131L175 130H169V129H167V126L169 124H166V123H168L170 121L172 122L174 120L175 116H179V115H175L173 113H170V114L161 113L162 119L159 120L158 125L156 123H155V125L152 124L154 126V130L150 134L153 135L152 139L155 137V139L158 138L157 140H153L151 142V139L146 137L148 135V133H145L142 130V128H140L141 130L136 129V128L140 127L138 120L141 119L140 118L141 114H139L138 108H140V105H141L140 103H142L141 99H140L141 96H142V100H143V97L144 98L147 97V99H149V106H152V107H148V109L151 110V108H152V110H157L159 102H162L160 104L162 105V109H163V105H164L165 101L170 102V100H173V99H170L171 98L170 96L174 95L175 91H177L178 94H182V96H184L181 100L182 102L189 101V99H191V98H192L191 100L193 102H195L196 100L201 99L202 95H204L207 88L208 89L212 88V84H214V87L217 89L222 88V87H227V86L229 87V84L230 85H231V83L233 84V82L229 81L230 79H228V78H230V76L226 77V76H228L227 72H229L228 70L230 67L229 62H230V58H231L230 57L231 56L230 55L231 50H228L225 48V49L215 51V54H214L215 57L214 58L217 59V62L221 63V65H217V66L215 65L214 67H212V65L207 66L206 65V53H207V51L204 48L205 44L197 43L196 40H194V39L191 40L189 38V35H184L183 33L180 32V22H179L180 19L175 17V11H176L175 9H177V7H174L175 3L171 2L173 0H171L170 2L168 0H165V1L164 0H151V1L150 0H114V3H112V5L110 3L111 2L110 0H104ZM156 1H159V2H156ZM112 2H113V0H112ZM156 3L157 4L159 3L158 5H161V6L163 5L162 6L163 8L161 6L156 5ZM166 7H168V9H166ZM151 12H153V13H151ZM166 14H168V15H166ZM163 16H164V18H163ZM173 18H174V20H173ZM166 19H168V20H166ZM116 26L118 27V29ZM136 26H138V27H136ZM169 28H170V30H169ZM145 31H146V33H145ZM161 31H162V34H161ZM163 31H164V33H163ZM153 34H154V36H153ZM221 34L222 33L215 32L213 34L211 33L209 36L211 37V39H216V37H218L219 39H223V37H224V39L228 38L230 41H232L234 43L236 42L237 44L239 42H242L241 37L237 34H234L233 32L227 33L226 35L223 32L222 38H221ZM118 35H117V37H118ZM232 36H233V38H232ZM237 39L239 42L237 41ZM240 39H241V41H240ZM180 42L182 43V45ZM185 43H186V45L189 44V45H187L188 47L192 46L191 44H193L195 47L193 49L183 48V45ZM219 43H220V45H225L226 41L222 40V41H219ZM119 45H122V46L117 48L116 46H119ZM166 45H168V46H166ZM215 45L220 46L216 42H215ZM175 46L178 49H176ZM180 46H182V48ZM225 46H227V45H225ZM221 51H222V53H221ZM183 52H184V54H183ZM187 53H189V54H187ZM182 54H183V56H182ZM191 55L193 57L192 59L190 57ZM176 56H178V57H176ZM200 57H202V58L200 59ZM211 57H212V55L210 53V58ZM175 58H176V61H175ZM198 62H200V63L202 62L201 65ZM210 62H211V59H210ZM197 66H198V68H197ZM133 68L135 69V71ZM148 68H150V69H148ZM169 69H171V70H169ZM202 69H204V70H202ZM207 70H209V71H207ZM162 71H164V72H162ZM217 71H219V72H217ZM115 72H117V73H115ZM147 73H148V75L145 76V74H147ZM108 74H109V76H108ZM198 74H199V76H198ZM110 75H112V76H110ZM142 76L144 78H142ZM145 77H148V78H145ZM117 78H119V80ZM138 79H140V80H138ZM207 79H209V80H207ZM211 79H213V81ZM104 80H103V82H105ZM113 81H115V82H113ZM140 81H141V83H140ZM218 81H219V83H217ZM126 82L127 83L129 82V83L125 84ZM209 83L211 85H209ZM225 83H229V84H225ZM249 83L250 82H246L244 84V87H246ZM141 84H142V87H141ZM242 84H243V82H242ZM220 85H221V87H220ZM182 86L184 87V90H183ZM143 88H144V90L146 88L148 89V90H145L146 93L144 92ZM142 90H143V92H142ZM100 91H102V90H100ZM108 91H109V89L104 91V92L103 91L101 92L102 96H103V101L101 102V104H103L102 105L103 110L106 108V107H104V105L107 104V102H108V99L105 98L104 94L107 95ZM146 94H148V95L146 96ZM147 99H146V101H147ZM138 101H140V102H138ZM137 103H138L139 107L137 106ZM152 103H153V105H152ZM195 109H196L195 110L196 113H198L200 111L198 106H196ZM196 115H198V114H196ZM135 119L136 120L138 119L137 123H136ZM98 126L99 127L101 126L100 128L102 129V125L99 124ZM141 132H143V133H141ZM216 132H217V134H216ZM180 133H181V138L179 136ZM218 133H220L221 135ZM174 134H176V140H175ZM206 134H208V140L205 138ZM156 136H157V138H156ZM217 138H218V142H220V144L223 145V146L222 145L221 146H222V150L224 149L223 150V152H224L223 154L225 155V156L223 155L224 157L219 155L216 152H215L216 153L215 154L214 152L211 151V150H213L212 147L214 145L212 143V140H213V142L217 143ZM130 139H133V138L131 137ZM142 139H144V140H142ZM167 140L169 142H167ZM149 141L151 142V144ZM158 143L160 146H162V148L159 145H157ZM153 145L156 148L159 147L161 149L158 148L159 149L158 150L155 147H153ZM210 145H212V146H210ZM92 150L98 151V156H99L98 158H101V152L102 153L104 152V149L103 148L101 149V147L97 146V144L94 147H92ZM99 151H101V152L99 153ZM165 151H166V153H165ZM158 152H160V153H158ZM226 152H227V154H225ZM212 153H214V154L212 155ZM99 164H98V167H96V170H95L96 173H100L101 163L99 162ZM125 174L128 175L127 173H125ZM114 179L115 178H110V176L108 174V176H107L108 185H109L108 180L111 182H115ZM197 180H198V182L200 181L199 179H197ZM190 195H191V193H189L187 195V199H189ZM116 198L117 197H115V200H116ZM241 200H244V199H241ZM241 200H240V202L242 203ZM162 202H164V200ZM181 202H185V200L183 199V200H181ZM240 202H239V204L241 205ZM148 205L151 206L150 204H148ZM154 205H155V202L153 203L152 206H154ZM129 206L132 208V209L130 208V210H133V208L136 207L135 204H129ZM145 207H147V206H145ZM159 208H160V205H159ZM143 210H144V208L139 210L140 211L139 214H141L143 212ZM238 220L240 221V219H238ZM208 221L210 222V221H212V219L209 218ZM208 221L205 223V222H203V220H200L199 224L197 223L198 225H196V230L201 229L200 231L198 230V232H205V233L212 231L213 234L215 232V234L213 236H216V237L218 236V237L224 238V239L228 238L229 240H231V238L234 237L235 232L233 233V230L229 226H224L225 224L222 220H216L215 217H213L214 223L219 222V224L218 223H217V225L215 224L216 226H214V224H212V223L209 224ZM135 224L130 228L131 230L133 229ZM130 226L131 225H129V227ZM123 228L126 229L127 226L125 225ZM198 235L196 237L193 236V234L191 236L187 235L188 237L181 235V237L179 238V241L181 244H183V243H186V241H188V239L190 241L193 239H196V238L199 239ZM159 237H160L159 235L155 236V238L153 240H157ZM0 239H1V237H0ZM129 239L130 238H127L125 245H123V244L122 245L128 251H133L134 245L132 248H128ZM138 239H140V238H136L135 243L137 242ZM145 241H151V240H145ZM227 243L228 242H226L225 244H227ZM5 248L3 246L2 239H1L0 240V255L3 257V259H11L13 261L12 264H18L17 261L15 262L10 251H7L8 250L7 248L5 250ZM165 249H164V252L166 255V253H169V249H166V250ZM258 249L261 252H264V234L258 240ZM229 255H230V257H227ZM223 256L225 257V259L227 257V260H230V258L231 259L233 258L232 255L229 254V249H227V251L224 252Z\"/></svg>","mask_w":264,"mask_h":264},{"label":"water","instance_id":"water-1","mask_svg":"<svg viewBox=\"0 0 264 264\" xmlns=\"http://www.w3.org/2000/svg\"><path fill=\"white\" fill-rule=\"evenodd\" d=\"M2 7L13 8V9H22V10L26 11L27 13H29V11L27 9H25L24 7H21L19 5H15V4L0 3V8H2ZM30 34H31V26L29 25L27 27V33L23 37V39L20 41V43L10 44L8 47L1 49L0 55L6 53L8 51H11L12 49L24 44L25 42H27L30 38ZM7 115L12 116L13 118H16L18 120H24L27 123H31V124L41 123L42 121H40V120H42L46 116H51V117L60 116L61 118H65V119L70 121V123L72 124V129H74L80 135L84 147L89 142V141H87V139L85 137L84 130H83L79 120H76L73 116H71V114L66 113L65 111H62L60 109H48V108H46V109L42 110L41 112L35 111L32 109H28L27 112H23V111L17 110L13 106V104L11 102H9V109H8ZM103 140H106V142H107V144H106L107 153L105 155V158H104V161L101 165V170L99 173V179H100L101 183L98 184L97 186H94V205L92 206L89 217H88V225H89V229L91 230V235L94 236L98 240V242L106 248V252H107L106 255L107 256H106V259L104 261V264H123L124 263V255L122 254V251L119 249L116 242L112 239L111 236H107L103 232V230L100 229L99 227H97L92 221L93 214L95 213V211L101 209V207L104 204L106 197H107L106 194L101 195L99 193L100 192L99 189L101 188V185L107 186L106 171L108 170V167L111 163L112 154H113L112 153L111 140L107 134L101 133L93 141H91V143L92 144L102 143Z\"/></svg>","mask_w":264,"mask_h":264},{"label":"snow or ice","instance_id":"snow-or-ice-1","mask_svg":"<svg viewBox=\"0 0 264 264\" xmlns=\"http://www.w3.org/2000/svg\"><path fill=\"white\" fill-rule=\"evenodd\" d=\"M4 57L2 56V55H0V60H2ZM13 127H16V128H21V129H23V128H26L27 127V125L25 124V123H21V124H17V125H14ZM91 138H93L92 136H89V139H91ZM204 192H207L208 191V189L207 188H205L204 190H203ZM217 191H220L219 189H217ZM228 195H230V193H227ZM115 194L113 193V196H114Z\"/></svg>","mask_w":264,"mask_h":264},{"label":"built area","instance_id":"built-area-1","mask_svg":"<svg viewBox=\"0 0 264 264\" xmlns=\"http://www.w3.org/2000/svg\"><path fill=\"white\" fill-rule=\"evenodd\" d=\"M85 150V149H84ZM84 150H83V152H84ZM84 163H85V160H84V156H83V166H84Z\"/></svg>","mask_w":264,"mask_h":264}]
</instances>
